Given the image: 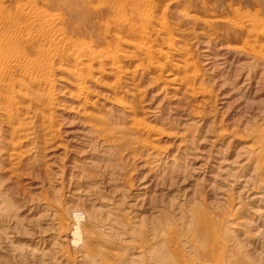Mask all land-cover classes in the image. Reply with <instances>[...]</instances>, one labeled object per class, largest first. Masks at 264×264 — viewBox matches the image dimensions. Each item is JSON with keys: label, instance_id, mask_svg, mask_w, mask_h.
Instances as JSON below:
<instances>
[{"label": "rangeland", "instance_id": "374dc122", "mask_svg": "<svg viewBox=\"0 0 264 264\" xmlns=\"http://www.w3.org/2000/svg\"><path fill=\"white\" fill-rule=\"evenodd\" d=\"M0 6L50 86H15L19 134L0 108V264H264V0Z\"/></svg>", "mask_w": 264, "mask_h": 264}, {"label": "bare ground", "instance_id": "6f19581e", "mask_svg": "<svg viewBox=\"0 0 264 264\" xmlns=\"http://www.w3.org/2000/svg\"><path fill=\"white\" fill-rule=\"evenodd\" d=\"M113 1H115V0H113ZM140 3L141 2L138 3L136 1L135 2V6L137 7ZM2 7H1V9H2ZM1 9H0V15H1V13H3L2 11H4V10H1ZM16 11L20 12L23 16H25L27 18L26 20L29 21V22L34 17V13L26 6H19ZM41 18L45 22H44V24L38 26L40 28L39 29V31H40L39 34H44L43 31H48L50 33V37H49L50 43L54 44L55 38L59 35V32H58L57 28H55L53 26L55 18H54V16L52 17V15L49 16L48 14L41 16ZM19 20L20 19H17L16 16L15 17H11V16L0 17V25L1 26H3L6 30L7 29L8 30L13 29V33H11V32L8 33L9 31H6V32L3 31V33L1 32L2 36H1V39H0V51H1V54H0V108L2 109L3 114H4V118L3 119H5L8 123L11 122V124H13L12 121L16 122V125L14 124V126H11V128L9 127L12 134L17 133V132H18L17 134H19V132L21 130V127L24 125L23 122H21L18 119L19 117H18V113H17V102H16L17 98H16V95L13 92L15 86H17L19 84L21 86L23 85L24 87H26V89L29 91L27 93L30 96L29 97L30 98L29 102L33 103V104L34 103L37 104L38 107H40L41 110L43 108H46L44 106L47 105L46 104L47 102L44 103V101H46L45 99L49 96V94H48V92L46 93V92L38 91V89H34L33 90L31 88H32V86L44 85V86L48 87V91H50V86L48 85L49 81L45 78V76L42 77V76H37L35 74L29 73L31 68H35V70H38L39 67H44V66H42V64L39 65L38 61L36 62V61H33V60H30V59L26 58V56H21V54L20 55L16 54L15 51H14V53L12 52L14 55L11 53V51L9 52L13 56L12 55L7 56L5 54H2V51L5 50V47L8 48V46H9V48H10L11 45L17 46L18 43H21L22 41H24L23 40L24 39L23 32H25V29L27 27L26 26V21L24 23L23 21L20 22ZM136 30H137V34H138L139 38L142 39L143 38L142 36L144 34L142 32V29L141 28H136ZM139 38H138V40H139ZM143 39H145V38H143ZM143 42H145V41H143ZM140 44H143V43H141V41H140ZM144 44H143V47L145 46ZM136 46H138V45H136ZM146 46H147V44H146ZM9 48L7 50H9ZM49 48L50 47H48V45H47L46 48H41L42 49L41 51H43V52L44 51L45 52L49 51ZM5 52H6V50H5ZM106 52L108 54L106 56H103V57H105L107 59L108 58L109 59L115 58L116 54H115V52H113V49L110 50V51L108 49ZM73 59L76 60L77 56H73ZM184 66L187 68L188 64L185 62L183 67ZM185 76H187V75H185ZM74 77H75V84H74L75 93L74 94L77 97H80V95L85 91V88H86V85H84L85 78L83 76H81V74H75ZM191 87L189 86V88H191ZM20 92H21V88H19L17 90L16 94H19ZM84 97H86V96H84ZM84 97H82L83 100L81 102H84V99H85ZM118 100H120V99H118ZM118 100L116 102H118L119 106H122L123 103H120V101H118ZM46 116H49V115H46ZM42 117H44V115ZM137 123L139 124L140 122L137 121ZM138 124H136V125L139 127ZM141 124H144V123H140V125ZM142 127H145V126L142 125ZM145 130L148 131L146 129V127H145ZM152 132H154V130ZM75 218H76L77 221L80 219V218L78 219V216L75 217ZM69 237L71 238V243H73V244H76V243L80 242L82 237H81V230L79 229L78 225H75L72 228Z\"/></svg>", "mask_w": 264, "mask_h": 264}]
</instances>
